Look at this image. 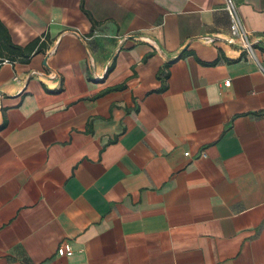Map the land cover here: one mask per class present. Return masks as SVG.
I'll list each match as a JSON object with an SVG mask.
<instances>
[{
	"label": "crops",
	"instance_id": "0c3cea01",
	"mask_svg": "<svg viewBox=\"0 0 264 264\" xmlns=\"http://www.w3.org/2000/svg\"><path fill=\"white\" fill-rule=\"evenodd\" d=\"M232 1L256 60L225 0H0V58L46 44L0 67V264H264V0Z\"/></svg>",
	"mask_w": 264,
	"mask_h": 264
},
{
	"label": "built area",
	"instance_id": "2783aa9c",
	"mask_svg": "<svg viewBox=\"0 0 264 264\" xmlns=\"http://www.w3.org/2000/svg\"><path fill=\"white\" fill-rule=\"evenodd\" d=\"M224 10L230 19L228 44L239 45L248 57L256 60L255 48L249 39V32L243 27L237 13L236 5L232 0H225ZM9 63H11L10 60L0 58V67ZM14 80L18 81V78L15 77ZM223 85L228 87L230 81H225ZM185 156H188V153H185ZM201 156L205 155L202 154ZM73 253V247L67 241H64L57 249V255L60 257H70Z\"/></svg>",
	"mask_w": 264,
	"mask_h": 264
},
{
	"label": "trees",
	"instance_id": "16d2710c",
	"mask_svg": "<svg viewBox=\"0 0 264 264\" xmlns=\"http://www.w3.org/2000/svg\"><path fill=\"white\" fill-rule=\"evenodd\" d=\"M1 29H4V28L2 24L0 23V30ZM4 43H5L3 44L4 50L8 54V56H6V59L10 61H14L15 58H19L25 61L31 56V54L42 53L46 49V44L44 42H41L40 39H36L32 41L25 47H19V46L12 45L9 37L5 35ZM0 57H3V56H0ZM168 66H169V63L165 64L164 68L167 69ZM164 77L165 78L167 77V73H164Z\"/></svg>",
	"mask_w": 264,
	"mask_h": 264
}]
</instances>
